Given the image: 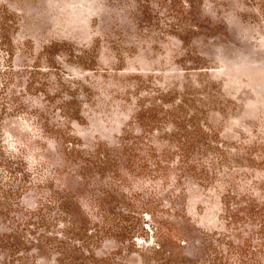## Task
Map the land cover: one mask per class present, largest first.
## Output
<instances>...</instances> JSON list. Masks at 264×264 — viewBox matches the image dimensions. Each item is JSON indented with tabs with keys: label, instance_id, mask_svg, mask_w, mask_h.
I'll return each instance as SVG.
<instances>
[{
	"label": "rangeland",
	"instance_id": "rangeland-1",
	"mask_svg": "<svg viewBox=\"0 0 264 264\" xmlns=\"http://www.w3.org/2000/svg\"><path fill=\"white\" fill-rule=\"evenodd\" d=\"M0 264H264V0H0Z\"/></svg>",
	"mask_w": 264,
	"mask_h": 264
}]
</instances>
